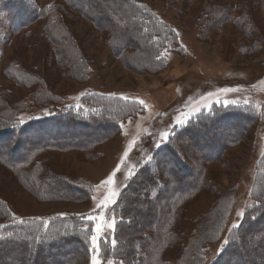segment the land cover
Segmentation results:
<instances>
[{
  "label": "trees",
  "instance_id": "1",
  "mask_svg": "<svg viewBox=\"0 0 264 264\" xmlns=\"http://www.w3.org/2000/svg\"><path fill=\"white\" fill-rule=\"evenodd\" d=\"M200 1L201 43H210L229 22L239 25L236 11L244 18L247 9H264V0H243L238 6L184 0L188 7ZM77 17L89 22L93 33L104 35L109 57L129 71L161 70L159 54L168 38L177 49L174 29L159 19L148 0H57L45 6L37 0H0V36L5 27L16 35L43 22L38 63L30 69L12 60L4 69L17 87L35 88L30 99L39 106L58 104L53 91L63 79L89 81L91 57L66 25L68 18L75 22ZM250 20L247 16L245 23ZM82 97L90 107L87 113L65 107L21 125L24 97L0 87V264H90L91 227L84 216L19 221L11 203L20 192L39 203L91 201L92 183L65 171L59 158L75 154L88 162L101 157L100 150L114 139L120 124L145 109L116 95L93 92ZM257 121L248 106L213 105L175 128L122 190L114 206L119 219L114 244L105 246L106 259L114 264H207L208 247L225 232L235 203L234 189L222 186L210 166L222 162ZM250 197L252 204L230 231L227 246L210 264H264V159L257 163Z\"/></svg>",
  "mask_w": 264,
  "mask_h": 264
},
{
  "label": "rangeland",
  "instance_id": "2",
  "mask_svg": "<svg viewBox=\"0 0 264 264\" xmlns=\"http://www.w3.org/2000/svg\"><path fill=\"white\" fill-rule=\"evenodd\" d=\"M37 1L45 6L57 0ZM223 1L234 6L243 4V0ZM258 1L255 0V3ZM148 2L157 9L159 19L174 29L178 39L177 49L174 50L169 38L164 42L159 54L163 68L153 73L127 70L119 61L109 57L104 35L98 34L100 38L95 39L98 35L91 31L89 22L78 17L73 22L68 18V29L91 57V74L86 84L63 79L53 91L58 97V104L47 107L39 106L30 99L35 88H19L4 73L6 63L12 60L24 63L30 69L38 63L40 54L36 46L42 39L43 22L39 21L16 35L10 34L7 27L3 34L1 30L0 87L11 90L18 98L24 97L25 110L19 115L21 125L54 111H64L65 107L87 113L90 107L84 103L82 96L93 92L132 100L145 109L136 118L120 124L114 139L100 150L101 157L95 155L88 162H81L75 154L59 158L65 171L72 170L92 183L94 189L89 203H39L29 193L20 192L11 200L14 217L20 221L34 218L49 220L65 214L82 215L91 227L92 236L96 234L95 225L100 221L87 217L103 215L105 225L113 220L117 223L119 219L114 206L122 190L140 167L150 163L154 151L168 141L175 128L186 125L202 111L209 112L213 105L248 106L257 114L256 125L241 143L226 153L222 162L210 166L214 178L235 192V203L226 230L216 244L208 247L206 256L207 264H210L227 246L230 231L239 225L252 204L250 196L257 163L264 159V9L261 6L247 9L244 18L236 11L235 20L240 22L239 25L229 22L222 27L219 35L212 37L210 43H201L197 23L204 5L202 1L189 7L184 0ZM247 16L251 19L249 24L245 23ZM167 70L176 77L175 80H168ZM170 80H174L173 86H162ZM126 151L127 156L124 155ZM114 172L112 184L101 183ZM110 192L118 194L112 198L115 203L107 208H97V204ZM113 233L114 229L106 226L100 233L103 237L99 242L101 264H114L112 258L106 259L108 250L105 248L109 243L114 244ZM90 246L91 264L94 254L91 239Z\"/></svg>",
  "mask_w": 264,
  "mask_h": 264
},
{
  "label": "snow or ice",
  "instance_id": "3",
  "mask_svg": "<svg viewBox=\"0 0 264 264\" xmlns=\"http://www.w3.org/2000/svg\"><path fill=\"white\" fill-rule=\"evenodd\" d=\"M141 104H143V101H140ZM131 147V145H129ZM125 156L128 155L127 151L124 153ZM119 168H117V171ZM115 172L112 175H109L106 180L102 181V184H112L113 183V176H115ZM118 194L116 192H110L108 196L105 197V199L97 204V208H107L109 204L115 203V200L112 199L113 197L117 196ZM89 220H98L100 223H96L95 225V233L91 236V243H92V251H93V256L91 260V264H101V259L99 258L100 256V247H99V242L103 239V237L100 235L102 232V229L106 226L109 229H114L115 227V220H113L111 223L105 225L104 224V216H93L89 215L87 217Z\"/></svg>",
  "mask_w": 264,
  "mask_h": 264
},
{
  "label": "crops",
  "instance_id": "4",
  "mask_svg": "<svg viewBox=\"0 0 264 264\" xmlns=\"http://www.w3.org/2000/svg\"><path fill=\"white\" fill-rule=\"evenodd\" d=\"M168 72H167V76L169 77L168 78V80L170 79V78H174V80L176 79V77L175 76H171V71H169V70H167ZM174 80H170V82H168V83H165V84H163L162 86L163 87H171V86H173L174 85ZM155 86V85H154Z\"/></svg>",
  "mask_w": 264,
  "mask_h": 264
}]
</instances>
